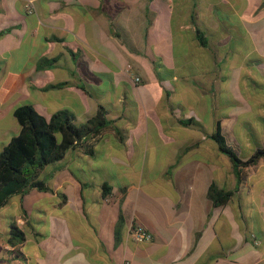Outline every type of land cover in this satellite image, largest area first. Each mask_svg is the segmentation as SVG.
Segmentation results:
<instances>
[{"label":"crops","instance_id":"crops-1","mask_svg":"<svg viewBox=\"0 0 264 264\" xmlns=\"http://www.w3.org/2000/svg\"><path fill=\"white\" fill-rule=\"evenodd\" d=\"M256 1L33 0L28 11L27 0H0V151L20 130L13 111L23 103L47 117L66 111L77 125L101 105L112 120L87 141L92 154L78 147L50 165L52 191L39 192L61 196L69 215L58 217L52 251L29 255L25 234L24 264H264V156L239 179L212 138L220 122L242 160L264 148V0ZM133 109L138 122H122ZM243 117L250 132L239 136ZM212 183L232 190L224 204L208 198ZM28 192L3 206L23 217L24 232L38 200ZM132 225L151 239L133 240Z\"/></svg>","mask_w":264,"mask_h":264},{"label":"trees","instance_id":"trees-1","mask_svg":"<svg viewBox=\"0 0 264 264\" xmlns=\"http://www.w3.org/2000/svg\"><path fill=\"white\" fill-rule=\"evenodd\" d=\"M199 40L202 45H205V39L200 37ZM54 61L55 58L42 59L38 65L40 67L51 65ZM13 115L20 124V130L0 151V208L5 206L10 197L15 194L23 195L31 189L52 191L47 182L39 177L44 168L57 164L70 150L78 147L83 148L87 154H92L93 150L87 141L100 134L102 129L112 122L101 105L92 117L80 125L75 124L66 111H58L47 117L31 103L18 105L14 109ZM212 138L231 160L233 171L239 179L242 177L244 167L255 163L259 157L264 156V148H257L247 159L242 160L226 143L221 133L220 122L216 123V130L212 134ZM111 189L112 187L108 183L102 184L104 198H111ZM232 193V190L218 188L212 183L208 188L207 195L214 205H220L224 204ZM22 212L25 213V210ZM123 225L124 216L120 211L115 228L116 243L120 241V229ZM5 226V241L13 251V255L9 256L10 259L26 260L21 250V245L25 241V232L17 225L14 216L6 221ZM131 227H135V225Z\"/></svg>","mask_w":264,"mask_h":264},{"label":"rangeland","instance_id":"rangeland-1","mask_svg":"<svg viewBox=\"0 0 264 264\" xmlns=\"http://www.w3.org/2000/svg\"><path fill=\"white\" fill-rule=\"evenodd\" d=\"M254 1V0H253ZM255 2H257L255 0ZM253 12L254 16H257L260 14L259 8L254 5L253 9H250V13ZM240 14L239 16H241ZM250 15V14H249ZM235 16H233L234 18ZM243 50H246L248 48V44L242 46ZM123 108V107H122ZM132 117L125 118L122 122H138V115H136V111L133 109L131 111ZM246 117V116H245ZM243 117L240 118L236 129L235 134L239 136H243L245 133L250 132L249 127H247V119ZM239 148L241 152H246L248 149L243 147L242 143H239ZM231 146L234 148L236 147L235 144L231 143ZM98 160V159H97ZM98 161L102 162L105 161L104 158H100ZM76 165L73 164L71 167H75ZM55 171L54 166H48L46 167L39 175L41 179L46 181L49 185L50 183H53V172ZM115 170L112 169L111 172H114ZM76 173V177L78 179H84L88 178V175H83L78 170H74ZM102 175L100 174H93L92 178H98ZM119 177V176H118ZM124 178L123 180L126 182H130L134 179V176H125L120 177V179ZM114 179H118L115 178ZM114 183V182H112ZM60 192H65L63 190H60ZM84 192H93L92 190L85 189ZM50 192H39L37 190H31L27 193V198L34 200L35 197L38 198V200L34 203H32V209L28 214L27 219L29 220V227L28 230H26V241L23 243V251L28 253L31 256L35 255H41L43 254V248L49 249L50 251L54 250L51 248V245H48L50 238L62 234V224L60 222V218L63 215H69V213L64 212V210H67L66 207L61 208L59 205H57V201L62 202L61 196L55 194L53 198L47 200L45 197L49 196ZM35 201V200H34ZM14 204V203H12ZM14 214L12 207H3L1 208L0 212V264H24L23 261L17 260V259H10V255H13L12 247L8 245L5 241V235H6V221L11 219V216ZM17 219H19L17 221ZM16 223L19 227L24 228V222L23 217L18 216L16 218ZM38 233V234H36ZM43 242V246L42 243ZM43 247V248H42Z\"/></svg>","mask_w":264,"mask_h":264},{"label":"built area","instance_id":"built-area-1","mask_svg":"<svg viewBox=\"0 0 264 264\" xmlns=\"http://www.w3.org/2000/svg\"><path fill=\"white\" fill-rule=\"evenodd\" d=\"M33 5V0H27L26 7L28 11H31V6ZM139 78L136 77V81ZM264 209V202H263ZM130 235L136 242L149 241L151 239V233L142 225H135V227L130 228Z\"/></svg>","mask_w":264,"mask_h":264}]
</instances>
